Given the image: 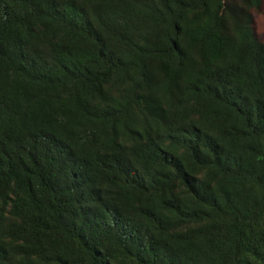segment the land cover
Masks as SVG:
<instances>
[{
	"label": "trees",
	"instance_id": "16d2710c",
	"mask_svg": "<svg viewBox=\"0 0 264 264\" xmlns=\"http://www.w3.org/2000/svg\"><path fill=\"white\" fill-rule=\"evenodd\" d=\"M264 0H0V264H264Z\"/></svg>",
	"mask_w": 264,
	"mask_h": 264
},
{
	"label": "rangeland",
	"instance_id": "374dc122",
	"mask_svg": "<svg viewBox=\"0 0 264 264\" xmlns=\"http://www.w3.org/2000/svg\"><path fill=\"white\" fill-rule=\"evenodd\" d=\"M255 27L259 36L264 37V10L255 15Z\"/></svg>",
	"mask_w": 264,
	"mask_h": 264
}]
</instances>
